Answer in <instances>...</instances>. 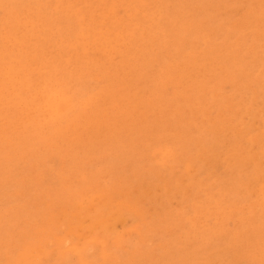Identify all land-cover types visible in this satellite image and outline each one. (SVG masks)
<instances>
[{
  "label": "rangeland",
  "instance_id": "rangeland-1",
  "mask_svg": "<svg viewBox=\"0 0 264 264\" xmlns=\"http://www.w3.org/2000/svg\"><path fill=\"white\" fill-rule=\"evenodd\" d=\"M263 1L0 0V264H264Z\"/></svg>",
  "mask_w": 264,
  "mask_h": 264
},
{
  "label": "bare ground",
  "instance_id": "bare-ground-1",
  "mask_svg": "<svg viewBox=\"0 0 264 264\" xmlns=\"http://www.w3.org/2000/svg\"><path fill=\"white\" fill-rule=\"evenodd\" d=\"M264 2V1H263ZM260 3V2H259ZM106 5V4H105ZM258 7V6H257ZM239 26V25H238ZM260 34V33H259ZM264 34V33H263ZM255 35H256V32H255ZM257 35H258V33H257ZM261 35V34H260ZM259 37H261V36H259ZM242 39H243V37H242ZM253 43V42H252ZM247 44V43H246ZM108 48V47H107ZM118 57V56H117ZM204 72H205V70H204ZM95 77V76H94ZM97 78V77H96ZM227 82V81H226ZM225 85V84H224ZM125 86V85H124ZM121 91V90H120ZM227 91V90H226ZM118 96V95H117ZM132 96V95H131ZM29 97V96H28ZM68 100V99H67ZM41 105H44V104H41ZM47 105V104H46ZM257 105V104H256ZM37 108V107H36ZM43 108V107H42ZM38 109V108H37ZM48 109V108H47ZM49 110V109H48ZM39 111H40V109H39ZM42 111V110H41ZM44 111V110H43ZM132 111V110H131ZM31 112V111H30ZM16 116V115H15ZM13 117V116H12ZM75 120V119H74ZM246 121V120H245ZM36 122V121H35ZM45 125V124H44ZM67 125V124H66ZM66 127V126H65ZM68 127V126H67ZM17 128V127H16ZM17 130H18V128H17ZM20 132V131H19ZM26 132V131H25ZM54 136V135H53ZM46 137H48V136H46ZM37 138H38V136H37ZM11 139H12V137H11ZM41 139V138H40ZM8 140V139H7ZM10 141V140H9ZM38 141V140H37ZM36 141V142H37ZM44 141V140H43ZM46 141V140H45ZM8 142V141H7ZM60 142H61V140H60ZM49 143V142H48ZM33 144V143H32ZM54 144V143H53ZM15 144H13V146H14ZM42 145H43V143H42ZM45 145H47V144H45ZM51 145V144H50ZM54 146V145H53ZM245 147V146H244ZM59 148H60V146H59ZM15 149V148H14ZM52 149V148H51ZM55 151H56V149H54ZM41 151V150H40ZM209 151V150H208ZM20 152V151H19ZM54 153V152H53ZM62 160H63V158H62ZM64 161V160H63ZM65 163H66V161H64ZM62 163V162H61ZM64 163V164H65ZM66 165V164H65ZM65 167V166H64ZM54 169V168H53ZM63 169V168H62ZM48 170V169H47ZM64 170V169H63ZM40 173V172H39ZM42 173V172H41ZM50 174V173H49ZM165 174H166V172H165ZM29 175V174H28ZM32 175V174H31ZM37 176V175H36ZM37 178V177H36ZM35 178V179H36ZM42 178V177H41ZM45 178H47V177H45ZM20 179H21V177H20ZM43 179V178H42ZM22 180V179H21ZM37 180V179H36ZM44 180V179H43ZM22 181H24V180H22ZM46 181V180H45ZM25 183H26V180H25ZM31 184V183H30ZM85 185H86V183H85ZM37 187H38V185H37ZM74 187V186H73ZM213 187V186H212ZM39 189V188H38ZM74 189V188H73ZM42 191H43V189H41ZM61 191V190H60ZM20 192V191H19ZM44 192V191H43ZM74 192V191H73ZM80 192V191H79ZM15 193V192H14ZM56 193V192H55ZM54 192H53V194H55ZM19 194V193H18ZM52 194V193H51ZM52 194V195H53ZM83 194V193H82ZM40 195V194H39ZM75 195V194H74ZM48 196H50V194L48 195ZM54 196V195H53ZM51 197V196H50ZM18 198V197H17ZM49 198V197H48ZM52 198V197H51ZM80 198V197H79ZM106 198V197H105ZM108 198V197H107ZM122 198V197H121ZM55 199V198H54ZM114 199V198H113ZM145 199V198H144ZM100 200V199H99ZM116 200V199H115ZM101 201H104V200H102L101 199ZM114 201V200H113ZM237 201H238V199H237ZM240 201V200H239ZM121 202H123V200L121 201ZM130 202V201H129ZM131 202H132V200H131ZM142 202V201H141ZM241 202V201H240ZM124 203H128V202H124ZM137 203V202H136ZM55 204V203H54ZM113 204V203H112ZM122 204V203H121ZM125 204V205H126ZM241 204V203H240ZM16 205V204H15ZM20 205V204H19ZM98 205V204H97ZM101 205V204H100ZM113 205H115V204H113ZM119 205V204H118ZM117 205V206H118ZM123 205V204H122ZM135 204H133V206H134ZM52 206H55V205H52ZM96 206V205H95ZM110 206L111 207H113L112 205H111V203H110ZM38 207V206H37ZM104 207V206H103ZM116 207V206H115ZM127 207V206H126ZM42 208V207H41ZM67 208V207H66ZM78 208V207H77ZM96 208V207H95ZM105 208V207H104ZM103 208V209H104ZM117 208V207H116ZM80 209V208H79ZM110 209H112V208H110ZM118 209V208H117ZM76 210V209H75ZM128 210V209H127ZM138 210V209H137ZM42 211V210H41ZM48 211V210H47ZM99 211V210H98ZM119 211H121V210H119ZM125 211V210H124ZM133 211V210H132ZM140 211V210H139ZM37 212V211H36ZM76 212H79V211H76ZM87 212V211H86ZM91 212V211H90ZM144 212V211H143ZM39 213H40V211H39ZM8 214V213H7ZM131 214V213H130ZM143 214V213H142ZM182 214V213H181ZM35 215V214H34ZM42 215V214H41ZM140 215H141V213H140ZM168 215V214H167ZM108 216H111L110 214H108ZM148 216H150V215H148ZM32 217V216H31ZM38 217H40V215L38 216ZM77 217H79V216H77ZM162 217V216H161ZM33 218H34V216H33ZM35 218H36V216H35ZM97 218V217H96ZM142 218V217H141ZM153 218V217H152ZM37 219V218H36ZM146 219V218H145ZM163 219V218H162ZM12 220V219H11ZM88 220V219H87ZM92 220V219H91ZM132 220V219H131ZM130 220V221H131ZM139 220V219H138ZM137 220V221H138ZM142 220H144V218L142 219ZM32 221V220H31ZM95 221V220H94ZM93 222V221H92ZM143 223H144V221H142ZM74 223V222H73ZM147 223V222H146ZM28 224V223H27ZM159 224V223H158ZM20 225V224H19ZM91 225V224H90ZM140 226V225H139ZM150 226V225H149ZM155 226V225H154ZM184 226V225H183ZM20 228V227H19ZM144 228H146V227H144ZM155 228V227H154ZM4 229V228H3ZM68 229V228H67ZM130 229V228H129ZM151 229V228H150ZM21 230V229H20ZM108 230V229H107ZM140 230H141V227H140ZM145 230V229H144ZM130 231V230H129ZM146 231H149V230H146ZM176 231V230H175ZM11 232V231H10ZM140 232V231H139ZM145 232V231H144ZM143 233V232H142ZM82 234H84V233H82ZM100 234V233H99ZM148 234V233H147ZM171 234V233H170ZM12 235V234H11ZM221 235V234H220ZM19 236V235H18ZM144 235H142V237H143ZM82 237V236H81ZM139 237V236H138ZM147 237V236H146ZM169 237V236H168ZM215 237V236H214ZM218 237H220V236H218ZM217 237V238H218ZM224 237V236H223ZM12 238H13V236H12ZM19 238V237H18ZM216 238V239H217ZM52 239V238H51ZM106 239V238H105ZM141 239V238H140ZM218 239H221V238H218ZM18 240V239H17ZM89 240V239H88ZM93 240V239H92ZM154 240V239H153ZM3 241V240H2ZM6 241H8V239L6 240ZM69 241V240H68ZM9 242V241H8ZM221 242V241H220ZM6 243V242H5ZM11 243V242H10ZM13 243V242H12ZM125 243V242H124ZM143 243H144V241H143ZM183 243V242H182ZM105 244V243H104ZM104 244H102V245H104ZM12 245V244H11ZM93 245V244H92ZM204 245V244H203ZM7 246V245H6ZM74 246H78V244L77 245H74ZM105 246V245H104ZM21 247V246H20ZM19 247V248H20ZM75 247V248H76ZM88 247V246H87ZM94 246H92V248H93ZM99 247V246H98ZM40 248V247H39ZM108 246L106 247V250H108ZM117 248V247H116ZM136 248V247H135ZM14 249V248H13ZM38 249V248H37ZM67 249V248H66ZM66 249H65V251H66ZM71 249V248H70ZM77 249V248H76ZM75 249V250H76ZM1 250H2V248H1ZM42 250V249H41ZM131 250V249H130ZM136 250H139V248H137V249H135V251ZM141 251V250H140ZM75 252V251H74ZM78 252V251H77ZM84 252V251H83ZM95 252V251H94ZM93 252V253H94ZM1 253V252H0ZM64 253V252H63ZM132 253V252H131ZM134 253H136V252H134ZM133 253V254H134ZM79 254H80V250H79ZM142 254V253H141ZM1 255V254H0ZM10 255H11V253H10ZM36 255V254H35ZM69 255V254H68ZM71 255V254H70ZM83 255H84V253H83ZM94 255V254H93ZM131 255L132 254H130V256L129 257H131ZM146 255V254H145ZM37 256V255H36ZM80 256H82V254H80ZM133 256V255H132ZM83 257V256H82ZM87 257V256H86ZM86 257H84V258H86ZM128 257V258H129ZM11 258H13V257H11ZM95 258V257H94ZM138 258V257H137ZM137 258H135L134 256H133V259H134V261H135V259H137ZM140 258V257H139ZM144 258V257H143ZM34 259H35V257H34ZM87 259V258H86ZM126 259V258H125ZM124 259V260H125ZM131 259V258H130ZM234 259V258H233ZM6 261V260H5ZM93 261H95V259L93 260ZM134 261H131L132 263L134 262ZM138 261V260H137ZM211 261V260H210ZM84 263H85V261H83ZM121 262H123V261H121ZM125 262V261H124ZM123 262V263H124ZM130 262V263H131ZM201 262V261H200ZM94 263V262H93ZM128 263V262H127ZM92 264V263H91ZM122 264V263H121Z\"/></svg>",
  "mask_w": 264,
  "mask_h": 264
}]
</instances>
